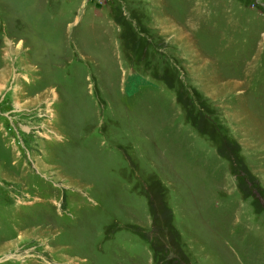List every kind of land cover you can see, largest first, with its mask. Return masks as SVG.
<instances>
[{"label": "rangeland", "instance_id": "1", "mask_svg": "<svg viewBox=\"0 0 264 264\" xmlns=\"http://www.w3.org/2000/svg\"><path fill=\"white\" fill-rule=\"evenodd\" d=\"M0 264H264V0H0Z\"/></svg>", "mask_w": 264, "mask_h": 264}]
</instances>
